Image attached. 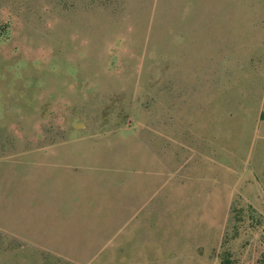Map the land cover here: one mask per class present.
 <instances>
[{"label": "rangeland", "instance_id": "obj_1", "mask_svg": "<svg viewBox=\"0 0 264 264\" xmlns=\"http://www.w3.org/2000/svg\"><path fill=\"white\" fill-rule=\"evenodd\" d=\"M63 144L93 255L0 264H264V0H0V166Z\"/></svg>", "mask_w": 264, "mask_h": 264}, {"label": "crops", "instance_id": "obj_2", "mask_svg": "<svg viewBox=\"0 0 264 264\" xmlns=\"http://www.w3.org/2000/svg\"><path fill=\"white\" fill-rule=\"evenodd\" d=\"M63 146L52 153L10 157L7 161L12 164L0 166V185L4 186V190L0 189V233L52 256L89 258L93 247L84 237L86 207L79 199L97 182L86 176L87 162L91 160L85 154L69 153L68 145ZM21 162L36 176L31 180L16 178L12 185L7 176L17 173ZM44 189L58 191L55 202L65 203H54L48 208L32 206L35 193ZM74 199L75 203H71Z\"/></svg>", "mask_w": 264, "mask_h": 264}]
</instances>
